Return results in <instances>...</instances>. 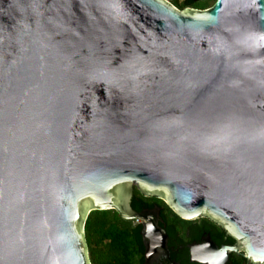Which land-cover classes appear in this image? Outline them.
I'll return each mask as SVG.
<instances>
[{"label": "water", "instance_id": "95a60500", "mask_svg": "<svg viewBox=\"0 0 264 264\" xmlns=\"http://www.w3.org/2000/svg\"><path fill=\"white\" fill-rule=\"evenodd\" d=\"M132 185L234 241L191 261L264 264V0H0V264H91L109 209L168 258Z\"/></svg>", "mask_w": 264, "mask_h": 264}, {"label": "trees", "instance_id": "16d2710c", "mask_svg": "<svg viewBox=\"0 0 264 264\" xmlns=\"http://www.w3.org/2000/svg\"><path fill=\"white\" fill-rule=\"evenodd\" d=\"M168 1L178 9H205L214 2V0ZM130 205L135 211L154 205L161 207L160 217L163 224H166V234L172 238L169 249L171 245L173 250L177 245L198 240L204 232L212 233V229L215 230L212 236L220 238L223 236L226 237V243L233 242V239L210 219L206 217L198 220L181 219L161 199L144 196L136 188L133 189ZM83 229L91 264H143L144 247L139 222L123 219L112 209L93 210L88 214ZM185 255L181 254L179 257L176 254L182 262L186 261ZM243 261L241 259L242 263Z\"/></svg>", "mask_w": 264, "mask_h": 264}, {"label": "flooded vegetation", "instance_id": "af4514ba", "mask_svg": "<svg viewBox=\"0 0 264 264\" xmlns=\"http://www.w3.org/2000/svg\"><path fill=\"white\" fill-rule=\"evenodd\" d=\"M131 188H132V190H131L130 201H131V198H132V195H133V189L136 188V187L134 185H132ZM130 201H129V205H130ZM154 206H157V205H154ZM154 206H152L151 208L150 207H145V208H143V209H141L139 211H136V212H140V211L145 210V209H153ZM130 207H131V205H130ZM157 207L159 208V212H158L159 213V215H158L159 216V218H158L159 221H158V224L166 233V230H165L166 224L165 223L163 224V220L160 217V212L162 211L161 207H159V206H157ZM131 209H132V207H131ZM132 210H134V209H132ZM200 218H202V217H200ZM198 219L199 218L194 219V220H198ZM135 221H137V222H139L141 224V222L139 220H135ZM167 223H168V219H167ZM212 231L214 232L215 230L212 229ZM213 232L212 233L211 232H204L202 235L199 236L198 240H193V241L187 242L185 244L177 245V247L173 248V250H172V245H171V248L169 249L172 238H169L167 236V250H168V258L169 259L160 255V256H157L153 261H151L148 264H170V262H172L174 264H189V263H191V264H199L197 262L191 261L190 253H189V247H191V246L193 247L195 245L203 244L205 242V238H207L210 241H212L218 247H220L222 245H233L234 241L232 243H226L225 242L226 241V237L224 238L223 236H221V238H220L219 236H216V237L212 236ZM174 252H175V254H174ZM176 254L179 257H180L181 254H183V255L186 254L185 255L186 256V261L182 262V260L180 258H178V256H176ZM233 254H235V255H233ZM241 259L244 260L243 263L241 262ZM226 264H252V263H248L245 260V258L243 257L242 253H239V254L229 253L228 259L226 261Z\"/></svg>", "mask_w": 264, "mask_h": 264}, {"label": "rangeland", "instance_id": "374dc122", "mask_svg": "<svg viewBox=\"0 0 264 264\" xmlns=\"http://www.w3.org/2000/svg\"><path fill=\"white\" fill-rule=\"evenodd\" d=\"M168 1V0H167Z\"/></svg>", "mask_w": 264, "mask_h": 264}]
</instances>
